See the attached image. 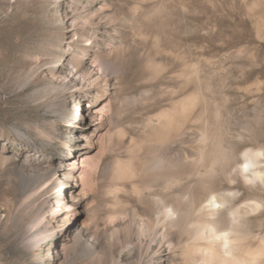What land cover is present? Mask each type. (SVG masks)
<instances>
[{"label":"rangeland","instance_id":"rangeland-1","mask_svg":"<svg viewBox=\"0 0 264 264\" xmlns=\"http://www.w3.org/2000/svg\"><path fill=\"white\" fill-rule=\"evenodd\" d=\"M220 135L264 149V0H0V264H191L141 238L165 193L143 167L206 169Z\"/></svg>","mask_w":264,"mask_h":264},{"label":"bare ground","instance_id":"bare-ground-1","mask_svg":"<svg viewBox=\"0 0 264 264\" xmlns=\"http://www.w3.org/2000/svg\"><path fill=\"white\" fill-rule=\"evenodd\" d=\"M87 21L88 17H83L80 26ZM93 66L100 76L91 82L103 81L106 87L114 71L98 57ZM206 135L204 130L200 139L205 141ZM223 138L217 137L215 154L206 169L203 158L167 157L162 152L164 145L144 165L143 170L150 176L147 187L159 186L165 193L154 196L152 212L144 210L141 238L157 240L158 247L167 245L173 253L184 249L182 255H191V264H264V221L257 216V231L251 218L264 207L262 201H242L239 190L221 188L217 182L224 178L231 184L239 175L245 183L264 184V149L250 148L238 155L235 145ZM181 184L185 187L175 192L174 188ZM110 235L113 238L115 233Z\"/></svg>","mask_w":264,"mask_h":264}]
</instances>
